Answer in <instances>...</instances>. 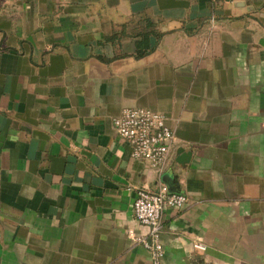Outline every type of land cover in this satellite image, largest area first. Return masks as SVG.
I'll list each match as a JSON object with an SVG mask.
<instances>
[{
    "label": "crops",
    "instance_id": "0c3cea01",
    "mask_svg": "<svg viewBox=\"0 0 264 264\" xmlns=\"http://www.w3.org/2000/svg\"><path fill=\"white\" fill-rule=\"evenodd\" d=\"M127 107L167 117L163 171ZM161 186V264H264V0H0V264H152L129 232Z\"/></svg>",
    "mask_w": 264,
    "mask_h": 264
},
{
    "label": "built area",
    "instance_id": "2783aa9c",
    "mask_svg": "<svg viewBox=\"0 0 264 264\" xmlns=\"http://www.w3.org/2000/svg\"><path fill=\"white\" fill-rule=\"evenodd\" d=\"M112 124L116 134L128 145L132 158L146 161L157 172L168 166L175 136L164 114L143 107H127L112 118ZM186 202L185 194L169 192L165 186L158 190H137L134 217L147 231L140 235L129 232V236L149 252L152 264H161L164 255L161 235L165 226V211L179 210ZM194 247L205 249L198 242L194 243Z\"/></svg>",
    "mask_w": 264,
    "mask_h": 264
},
{
    "label": "trees",
    "instance_id": "16d2710c",
    "mask_svg": "<svg viewBox=\"0 0 264 264\" xmlns=\"http://www.w3.org/2000/svg\"><path fill=\"white\" fill-rule=\"evenodd\" d=\"M136 44L138 56H142L151 50V48L148 46L147 35H142V39L136 41Z\"/></svg>",
    "mask_w": 264,
    "mask_h": 264
},
{
    "label": "water",
    "instance_id": "95a60500",
    "mask_svg": "<svg viewBox=\"0 0 264 264\" xmlns=\"http://www.w3.org/2000/svg\"><path fill=\"white\" fill-rule=\"evenodd\" d=\"M177 160L180 162V163H183L185 162L186 160H188V158L190 157L191 155V152H185L184 151V148L180 147L177 149Z\"/></svg>",
    "mask_w": 264,
    "mask_h": 264
}]
</instances>
